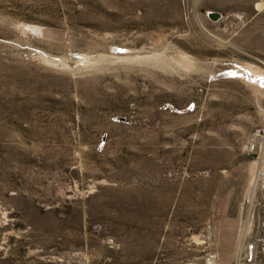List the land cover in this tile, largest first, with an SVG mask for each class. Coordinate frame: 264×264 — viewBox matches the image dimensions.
<instances>
[{
  "label": "rangeland",
  "instance_id": "rangeland-1",
  "mask_svg": "<svg viewBox=\"0 0 264 264\" xmlns=\"http://www.w3.org/2000/svg\"><path fill=\"white\" fill-rule=\"evenodd\" d=\"M263 72L264 0H0V264H264Z\"/></svg>",
  "mask_w": 264,
  "mask_h": 264
},
{
  "label": "built area",
  "instance_id": "built-area-1",
  "mask_svg": "<svg viewBox=\"0 0 264 264\" xmlns=\"http://www.w3.org/2000/svg\"><path fill=\"white\" fill-rule=\"evenodd\" d=\"M264 144V137L263 135L260 133V131H258L254 137L250 140L249 145H247V148L249 151L251 152H255L256 148H260L262 147V145Z\"/></svg>",
  "mask_w": 264,
  "mask_h": 264
},
{
  "label": "water",
  "instance_id": "water-1",
  "mask_svg": "<svg viewBox=\"0 0 264 264\" xmlns=\"http://www.w3.org/2000/svg\"><path fill=\"white\" fill-rule=\"evenodd\" d=\"M208 15L212 20H218L219 18H221V13L216 11H209Z\"/></svg>",
  "mask_w": 264,
  "mask_h": 264
},
{
  "label": "bare ground",
  "instance_id": "bare-ground-1",
  "mask_svg": "<svg viewBox=\"0 0 264 264\" xmlns=\"http://www.w3.org/2000/svg\"><path fill=\"white\" fill-rule=\"evenodd\" d=\"M260 5H261V4H260ZM40 29H41V28H40ZM41 34H42V33H41ZM60 60H61V59H60ZM47 62H48V61H47ZM247 69H248V68H247ZM247 69H246V70H247ZM250 70H251V69H250ZM250 70H249V71H250ZM252 70H254V69H252ZM252 70H251V71H252ZM254 71H255V70H254ZM244 72H245V71H244ZM248 73H249V72H248ZM248 73H246L245 75H246L248 78H251V77L253 76V74H252L253 72L250 73V76H249ZM255 73H257V72H255ZM263 73H264V72H263ZM263 73H262V74H263ZM256 76H258V74H255V75H254L255 78H256ZM258 78H259V77H258ZM258 78H257V79H258ZM251 79H253V77H252ZM261 81H262V80H261Z\"/></svg>",
  "mask_w": 264,
  "mask_h": 264
}]
</instances>
